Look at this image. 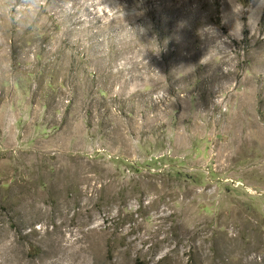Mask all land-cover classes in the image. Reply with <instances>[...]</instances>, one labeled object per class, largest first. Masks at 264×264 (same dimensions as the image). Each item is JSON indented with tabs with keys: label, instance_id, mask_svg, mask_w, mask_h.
Returning a JSON list of instances; mask_svg holds the SVG:
<instances>
[{
	"label": "rangeland",
	"instance_id": "374dc122",
	"mask_svg": "<svg viewBox=\"0 0 264 264\" xmlns=\"http://www.w3.org/2000/svg\"><path fill=\"white\" fill-rule=\"evenodd\" d=\"M0 264H264V0H0Z\"/></svg>",
	"mask_w": 264,
	"mask_h": 264
}]
</instances>
